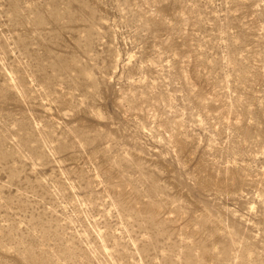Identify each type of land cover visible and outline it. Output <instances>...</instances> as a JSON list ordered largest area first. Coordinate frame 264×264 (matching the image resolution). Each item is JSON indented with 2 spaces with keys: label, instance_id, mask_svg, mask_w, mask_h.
Masks as SVG:
<instances>
[{
  "label": "rangeland",
  "instance_id": "374dc122",
  "mask_svg": "<svg viewBox=\"0 0 264 264\" xmlns=\"http://www.w3.org/2000/svg\"><path fill=\"white\" fill-rule=\"evenodd\" d=\"M0 264H264V0H0Z\"/></svg>",
  "mask_w": 264,
  "mask_h": 264
}]
</instances>
